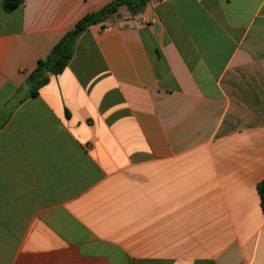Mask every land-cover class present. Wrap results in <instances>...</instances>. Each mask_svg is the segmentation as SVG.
<instances>
[{"label":"crops","instance_id":"crops-1","mask_svg":"<svg viewBox=\"0 0 264 264\" xmlns=\"http://www.w3.org/2000/svg\"><path fill=\"white\" fill-rule=\"evenodd\" d=\"M0 0V264H264V0Z\"/></svg>","mask_w":264,"mask_h":264},{"label":"trees","instance_id":"trees-1","mask_svg":"<svg viewBox=\"0 0 264 264\" xmlns=\"http://www.w3.org/2000/svg\"><path fill=\"white\" fill-rule=\"evenodd\" d=\"M150 0H112L101 8L85 14L76 25L68 30L56 43L50 53L39 60L37 67L28 77L32 97L39 94L40 89L49 81V76L61 73L69 64L75 53L79 37L91 26L104 23L110 17L126 7L131 13L143 10ZM23 3V0H4L6 11H13ZM261 205L264 212V179L258 185Z\"/></svg>","mask_w":264,"mask_h":264}]
</instances>
